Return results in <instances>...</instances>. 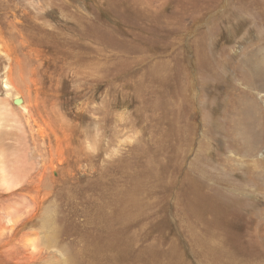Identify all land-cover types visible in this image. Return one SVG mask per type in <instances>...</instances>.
<instances>
[{
	"label": "rangeland",
	"instance_id": "obj_1",
	"mask_svg": "<svg viewBox=\"0 0 264 264\" xmlns=\"http://www.w3.org/2000/svg\"><path fill=\"white\" fill-rule=\"evenodd\" d=\"M0 264H264V0H0Z\"/></svg>",
	"mask_w": 264,
	"mask_h": 264
},
{
	"label": "bare ground",
	"instance_id": "obj_2",
	"mask_svg": "<svg viewBox=\"0 0 264 264\" xmlns=\"http://www.w3.org/2000/svg\"><path fill=\"white\" fill-rule=\"evenodd\" d=\"M16 98H19V99H21V103H20V104H18V105H19V106H20V105H22V104H23V102H24V101H23V99H22V97H16ZM16 98H14V100H15ZM24 107H25V106H23V108H24ZM18 170H19V169H18ZM13 171H14V170H13ZM22 172H23V171H22ZM22 172H21L20 170H19V171H17V173H18L17 175H19V176H20V175L22 174ZM2 173H3V171H2ZM15 186H17V185H15ZM31 242H33V240L26 241V244H29V243H31ZM31 250H32V252H33V250H34V249H31Z\"/></svg>",
	"mask_w": 264,
	"mask_h": 264
},
{
	"label": "water",
	"instance_id": "obj_3",
	"mask_svg": "<svg viewBox=\"0 0 264 264\" xmlns=\"http://www.w3.org/2000/svg\"><path fill=\"white\" fill-rule=\"evenodd\" d=\"M13 102H14L15 105H18V104L21 103V99L16 98Z\"/></svg>",
	"mask_w": 264,
	"mask_h": 264
}]
</instances>
